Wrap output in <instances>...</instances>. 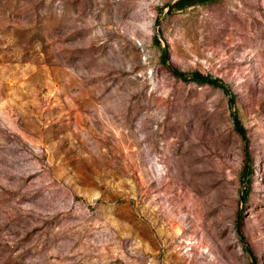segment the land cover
<instances>
[{
  "label": "rangeland",
  "instance_id": "1",
  "mask_svg": "<svg viewBox=\"0 0 264 264\" xmlns=\"http://www.w3.org/2000/svg\"><path fill=\"white\" fill-rule=\"evenodd\" d=\"M177 1L0 0V264H264V0Z\"/></svg>",
  "mask_w": 264,
  "mask_h": 264
},
{
  "label": "trees",
  "instance_id": "2",
  "mask_svg": "<svg viewBox=\"0 0 264 264\" xmlns=\"http://www.w3.org/2000/svg\"><path fill=\"white\" fill-rule=\"evenodd\" d=\"M190 2H191V0H179V1H177V2L175 3V7L181 8V7H183V6H186V5L189 4ZM155 41L158 42L157 39H155ZM197 81H198L199 83H202V84H205V83L215 84L213 81H211V80H207V79H205V78H199ZM242 248H243L244 250L247 251V249H246L245 246H242Z\"/></svg>",
  "mask_w": 264,
  "mask_h": 264
},
{
  "label": "water",
  "instance_id": "3",
  "mask_svg": "<svg viewBox=\"0 0 264 264\" xmlns=\"http://www.w3.org/2000/svg\"><path fill=\"white\" fill-rule=\"evenodd\" d=\"M214 80V79H213Z\"/></svg>",
  "mask_w": 264,
  "mask_h": 264
}]
</instances>
